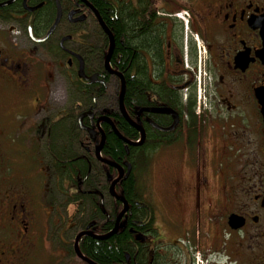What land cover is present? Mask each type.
<instances>
[{"label": "flooded vegetation", "instance_id": "af4514ba", "mask_svg": "<svg viewBox=\"0 0 264 264\" xmlns=\"http://www.w3.org/2000/svg\"><path fill=\"white\" fill-rule=\"evenodd\" d=\"M58 78L68 92L55 108ZM105 118L128 129L121 162L102 155L116 135ZM101 142L122 172L96 158ZM115 178L129 238L116 264H264V0H0V264H36L40 249L87 264L51 227L90 213L74 242L110 205L115 220Z\"/></svg>", "mask_w": 264, "mask_h": 264}, {"label": "trees", "instance_id": "16d2710c", "mask_svg": "<svg viewBox=\"0 0 264 264\" xmlns=\"http://www.w3.org/2000/svg\"><path fill=\"white\" fill-rule=\"evenodd\" d=\"M123 22L117 27V33L123 37L125 43L121 46V52L124 56L125 63L129 66L131 58V46H130V32L132 31L133 19L124 17ZM131 23V24H130ZM128 98V94L126 95ZM119 129L121 133L128 137V129L124 125H120ZM129 151V145H126L118 136L113 133L107 134V139L104 144L102 155L117 162L129 158L127 152ZM90 166L95 169L98 168L99 162L97 160L89 161ZM128 187L131 186V182L127 183ZM129 190V188H128ZM112 203L117 204V200L111 199ZM118 211V208L111 206L107 208L106 217L101 223L95 224L93 232L103 233L108 232L113 225L114 217ZM79 227H83L86 224L87 218H91L90 213L84 211V216H79ZM80 250L85 256L94 260L99 264H116L123 258L124 251L129 249V238L126 231H118L105 239H96L90 236H82L79 244Z\"/></svg>", "mask_w": 264, "mask_h": 264}, {"label": "rangeland", "instance_id": "374dc122", "mask_svg": "<svg viewBox=\"0 0 264 264\" xmlns=\"http://www.w3.org/2000/svg\"><path fill=\"white\" fill-rule=\"evenodd\" d=\"M55 85L53 87L54 89V92L52 94V97H51V104L55 107V108H60L63 104H64V100H65V93L68 92V89L67 87L65 86L64 82L61 80V79H57L55 81ZM73 100L74 99V96H72ZM4 99V96L1 95V100ZM66 99H67V102L68 100L70 99V96H66ZM34 164V161H31V160H24V170H25V175L27 176V181L29 184H31L32 186H34L35 190H39L38 187H40V181L42 180V176H38L36 175V173L33 171V166ZM160 163H157V167L155 168L154 170V174L157 176L159 175L160 173ZM49 184V180L47 182ZM48 187V186H47ZM47 192V190H46ZM45 192V193H46ZM57 199V202L59 203V200H62L63 198V195L60 194L59 191H56V197ZM73 205L70 204V206L68 207V212L71 213L72 210H73ZM49 206H45V210L48 212L49 210ZM58 218L56 217V224L53 225L51 227V232L53 233H57L58 231H62V232H65L66 231V234L68 235V237L71 239V243H73V236L75 235L76 231L78 230V223H79V220H80V217L78 216L77 218H73L74 219V222L71 226L70 224L72 223L69 219H64L62 221V225L64 226L66 223H67V226L70 228H68V230H63V229H60V224L58 223L59 220H57ZM52 218L51 216L48 214V217L47 216H44L43 220L40 222L39 224V232L40 234H43L46 236V238L48 237V233H49V229H50V224L52 223ZM42 248H44L42 246ZM56 256L52 255V252H49V251H45L44 249H40L38 250V253H37V257L38 258V262H36V264H52L51 263V260L54 259ZM73 263L75 264V262L73 261Z\"/></svg>", "mask_w": 264, "mask_h": 264}, {"label": "water", "instance_id": "95a60500", "mask_svg": "<svg viewBox=\"0 0 264 264\" xmlns=\"http://www.w3.org/2000/svg\"><path fill=\"white\" fill-rule=\"evenodd\" d=\"M57 23V20L55 21V23L53 24L52 28L50 29V31L54 28L55 24ZM105 28V31L110 35V46H109V50H108V54H107V57H106V63H108V59L111 55V52H112V48H113V40H112V37H111V33L110 31L106 28ZM123 94H124V84L122 83V88H121V92H120V96H119V105H120V110L122 112V115L125 117V119L130 122V119L128 117V114L124 108V105H123ZM105 120H107L111 125H112V129L114 130V133L122 140L126 143V145H130V140L127 139L125 136H123L117 129L116 127L113 125L112 121L110 119H107L105 118ZM103 139V137H102ZM103 142V140H102ZM102 142L101 144L96 148V151H95V156L96 158L101 161V162H104L110 166H114V167H117L120 172H122V167L118 164H116L115 162L109 160V159H106L104 157L101 156L100 154V151H101V148H102ZM127 173L126 175L128 174L129 170H130V166H129V163H127ZM111 179V176L109 177ZM118 181V178H115L112 182H111V185H110V193L111 195H113L116 199L120 200L121 202H123V208L120 210V212L118 213V215L116 216L115 220H114V225L112 227V229H110L108 232L104 233V234H96L94 233L93 231L89 230V226L82 230V231H79L75 238H74V242H73V248H74V252L75 254L82 260H84V262H86L87 264H98L94 261H92L90 258L84 256L80 250H79V246H78V243H79V240L81 239L82 236H90V237H93V238H96V239H105V238H108L110 237L112 234L116 233L117 230H118V227H119V221L123 215V213L126 211L127 209V201L124 199V197H122L121 195L117 194L115 192V189H114V186H115V183Z\"/></svg>", "mask_w": 264, "mask_h": 264}]
</instances>
